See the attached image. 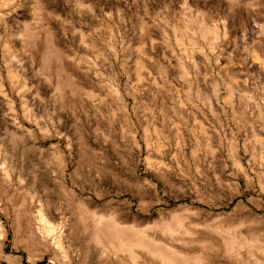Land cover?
<instances>
[{
	"label": "rangeland",
	"instance_id": "obj_1",
	"mask_svg": "<svg viewBox=\"0 0 264 264\" xmlns=\"http://www.w3.org/2000/svg\"><path fill=\"white\" fill-rule=\"evenodd\" d=\"M102 215L264 264V0H0V264H174Z\"/></svg>",
	"mask_w": 264,
	"mask_h": 264
},
{
	"label": "bare ground",
	"instance_id": "obj_2",
	"mask_svg": "<svg viewBox=\"0 0 264 264\" xmlns=\"http://www.w3.org/2000/svg\"><path fill=\"white\" fill-rule=\"evenodd\" d=\"M185 27L188 29V26H185ZM212 35L216 38V31L215 30L212 31ZM81 210H82V208H81ZM83 210H86V209H83ZM82 213H83V211H82ZM84 213H85V211H84ZM86 216L88 219V215H86ZM97 216H96L97 220L95 223V225H96V230H95L96 236L94 237V239H96V243L98 242L99 245L101 246V249H100L101 255L104 254V251L105 252L111 251V253L115 257L128 254L130 256V258H132L131 260L135 261L134 259H136V257H137L136 256L137 254H135V252H134L135 248H145L148 250V252L153 253L154 255H158L162 259L167 260V261H171L174 264H188V263L196 261V257L195 258H188V257H186V256H188L186 254H185L186 256L184 254H183L184 255L183 256V255H181L182 253L180 254L176 250L169 248V247H166L163 244L146 237L143 233H141L139 231L131 232V230H129V228L121 226L120 224H118V222H116V220L114 221L112 218H110V216L109 217L107 216V218H104V216L102 215L103 217H99V219ZM111 216H113V215H111ZM90 217H92V216H90ZM37 219L41 225V228L39 227V229H40L39 233H41L40 235L51 236L57 232V230H56L57 225L53 226L52 224H50L51 222L49 223L44 218L42 213L39 212V214L37 215ZM91 220L93 221L92 218H91ZM135 229H137V228H135ZM36 230H37V228L35 229V231ZM35 234H37V233H35ZM4 235H5V232L0 227V237H3ZM49 240H51V237ZM54 240H55V238L53 239V241ZM53 241H51V242H53ZM54 243H55L54 246L56 248L60 247V249H61V246H60L58 239H56L54 241ZM102 251H103V254H102Z\"/></svg>",
	"mask_w": 264,
	"mask_h": 264
}]
</instances>
